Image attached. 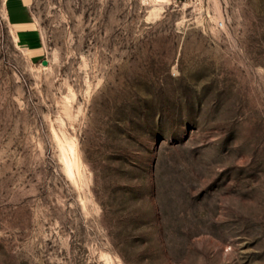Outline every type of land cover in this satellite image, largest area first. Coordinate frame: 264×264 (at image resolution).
<instances>
[{"label": "rangeland", "instance_id": "rangeland-1", "mask_svg": "<svg viewBox=\"0 0 264 264\" xmlns=\"http://www.w3.org/2000/svg\"><path fill=\"white\" fill-rule=\"evenodd\" d=\"M0 0V264H264V0Z\"/></svg>", "mask_w": 264, "mask_h": 264}, {"label": "crops", "instance_id": "crops-1", "mask_svg": "<svg viewBox=\"0 0 264 264\" xmlns=\"http://www.w3.org/2000/svg\"><path fill=\"white\" fill-rule=\"evenodd\" d=\"M6 17L18 36L21 45L32 60L40 61L44 48L38 24L28 0H7Z\"/></svg>", "mask_w": 264, "mask_h": 264}, {"label": "built area", "instance_id": "built-area-1", "mask_svg": "<svg viewBox=\"0 0 264 264\" xmlns=\"http://www.w3.org/2000/svg\"><path fill=\"white\" fill-rule=\"evenodd\" d=\"M171 2L173 3H193V4H204V3H208L211 1V0H170ZM215 2V0H213ZM225 1H231V0H225Z\"/></svg>", "mask_w": 264, "mask_h": 264}, {"label": "bare ground", "instance_id": "bare-ground-1", "mask_svg": "<svg viewBox=\"0 0 264 264\" xmlns=\"http://www.w3.org/2000/svg\"><path fill=\"white\" fill-rule=\"evenodd\" d=\"M167 1L170 2V0H156V2H167ZM215 2H216V0H215ZM13 30H14V29H13ZM14 36H15V38H17V35L14 34Z\"/></svg>", "mask_w": 264, "mask_h": 264}, {"label": "water", "instance_id": "water-1", "mask_svg": "<svg viewBox=\"0 0 264 264\" xmlns=\"http://www.w3.org/2000/svg\"><path fill=\"white\" fill-rule=\"evenodd\" d=\"M42 63H43L44 65H46V64H48V60H47V59H43Z\"/></svg>", "mask_w": 264, "mask_h": 264}]
</instances>
